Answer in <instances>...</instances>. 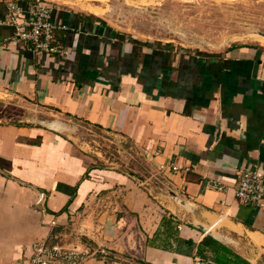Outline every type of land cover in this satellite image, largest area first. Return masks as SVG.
<instances>
[{
    "label": "crops",
    "instance_id": "obj_1",
    "mask_svg": "<svg viewBox=\"0 0 264 264\" xmlns=\"http://www.w3.org/2000/svg\"><path fill=\"white\" fill-rule=\"evenodd\" d=\"M46 1L59 28L51 54L9 23V4L24 24L31 0H0V96L40 113L0 123V264L69 228L95 253L88 264H194L210 236L197 225L258 264L264 210L236 183L245 168L264 172V46L151 42L98 8ZM78 124L134 145L140 179L88 155L69 134Z\"/></svg>",
    "mask_w": 264,
    "mask_h": 264
},
{
    "label": "rangeland",
    "instance_id": "obj_2",
    "mask_svg": "<svg viewBox=\"0 0 264 264\" xmlns=\"http://www.w3.org/2000/svg\"><path fill=\"white\" fill-rule=\"evenodd\" d=\"M62 1L98 8L119 29L151 42L174 43L216 53L243 44L264 46L263 39L258 37V32L264 33V0ZM36 115L40 117L39 110L31 108L26 101L0 96V123H18L34 119ZM69 129L77 144L101 165L139 175L143 166L134 145L83 124ZM67 233L69 236L56 233L51 243L73 241L77 235L71 228ZM258 264H264V255L259 257Z\"/></svg>",
    "mask_w": 264,
    "mask_h": 264
},
{
    "label": "built area",
    "instance_id": "obj_3",
    "mask_svg": "<svg viewBox=\"0 0 264 264\" xmlns=\"http://www.w3.org/2000/svg\"><path fill=\"white\" fill-rule=\"evenodd\" d=\"M24 12L19 5L13 2L9 4V23L16 27L17 37L33 44L38 53H57L58 49L54 43L59 28L52 20L53 11L47 1L31 0L26 11L27 19L24 24H19L15 15ZM171 166L175 170H181V167L174 163ZM236 196L243 204L264 210V172L257 168L240 170L236 183ZM44 199V194H41L37 205H42ZM51 224L56 226L57 222L53 221ZM94 256L95 253L90 247L80 238H76L74 241L61 240L57 244L39 242L30 256H25L13 264H87ZM194 264L218 263L213 259L197 256Z\"/></svg>",
    "mask_w": 264,
    "mask_h": 264
},
{
    "label": "trees",
    "instance_id": "obj_4",
    "mask_svg": "<svg viewBox=\"0 0 264 264\" xmlns=\"http://www.w3.org/2000/svg\"><path fill=\"white\" fill-rule=\"evenodd\" d=\"M199 255L211 257V259L218 264H250L247 260L236 255L228 247L224 246L220 241L211 236H207L201 243Z\"/></svg>",
    "mask_w": 264,
    "mask_h": 264
},
{
    "label": "water",
    "instance_id": "obj_5",
    "mask_svg": "<svg viewBox=\"0 0 264 264\" xmlns=\"http://www.w3.org/2000/svg\"><path fill=\"white\" fill-rule=\"evenodd\" d=\"M258 34L262 37H264V33L263 32H258ZM130 175L136 179H140L139 175L136 174V173H130ZM198 228H200L201 230L207 232L211 237H214V234L211 232V228H206V227H203L201 225H197Z\"/></svg>",
    "mask_w": 264,
    "mask_h": 264
},
{
    "label": "bare ground",
    "instance_id": "obj_6",
    "mask_svg": "<svg viewBox=\"0 0 264 264\" xmlns=\"http://www.w3.org/2000/svg\"><path fill=\"white\" fill-rule=\"evenodd\" d=\"M96 9V8H95ZM259 38H261V39H263V41H264V37H262V36H258Z\"/></svg>",
    "mask_w": 264,
    "mask_h": 264
}]
</instances>
